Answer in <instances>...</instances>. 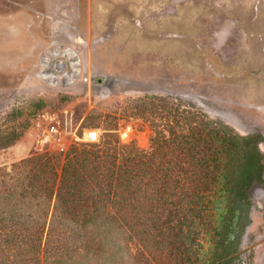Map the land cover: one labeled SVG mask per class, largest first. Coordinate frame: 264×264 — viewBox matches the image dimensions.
<instances>
[{
	"label": "rangeland",
	"instance_id": "rangeland-1",
	"mask_svg": "<svg viewBox=\"0 0 264 264\" xmlns=\"http://www.w3.org/2000/svg\"><path fill=\"white\" fill-rule=\"evenodd\" d=\"M0 26L23 48L0 71V168L65 155L85 129L148 148L131 102L146 96L261 135L264 152V0H0ZM250 197L236 264H264V184Z\"/></svg>",
	"mask_w": 264,
	"mask_h": 264
},
{
	"label": "trees",
	"instance_id": "trees-1",
	"mask_svg": "<svg viewBox=\"0 0 264 264\" xmlns=\"http://www.w3.org/2000/svg\"><path fill=\"white\" fill-rule=\"evenodd\" d=\"M131 102L148 148L85 129L65 155L0 168V264H236L262 136L163 97Z\"/></svg>",
	"mask_w": 264,
	"mask_h": 264
},
{
	"label": "crops",
	"instance_id": "crops-1",
	"mask_svg": "<svg viewBox=\"0 0 264 264\" xmlns=\"http://www.w3.org/2000/svg\"><path fill=\"white\" fill-rule=\"evenodd\" d=\"M5 30L7 32L10 31L11 36L8 38H4L1 42L2 50L0 49V71L2 72H7V70L11 67V64H13V61L19 59L18 54L8 55V53L14 51L17 52L18 50L23 49L20 43L19 30L14 27L15 32H12L7 27L0 26V32Z\"/></svg>",
	"mask_w": 264,
	"mask_h": 264
}]
</instances>
